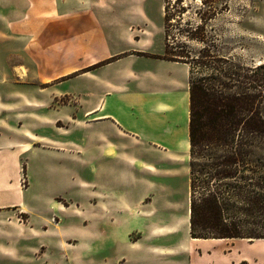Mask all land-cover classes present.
Here are the masks:
<instances>
[{
    "label": "crops",
    "instance_id": "1",
    "mask_svg": "<svg viewBox=\"0 0 264 264\" xmlns=\"http://www.w3.org/2000/svg\"><path fill=\"white\" fill-rule=\"evenodd\" d=\"M142 12L136 0H79L75 10H58L57 0L0 1V264H264V238H193L189 210L183 219L174 211L162 179L189 151V67L150 55L162 44L160 16ZM46 128L59 134L40 133ZM75 132L80 140H67ZM67 162L94 168L95 182H75L98 190L87 211L68 213L122 229L126 251L90 261L10 253L41 235L67 240V204L30 190L33 180L50 187L57 178L67 189ZM149 166L162 179L145 178ZM182 220L189 238L178 239Z\"/></svg>",
    "mask_w": 264,
    "mask_h": 264
},
{
    "label": "rangeland",
    "instance_id": "2",
    "mask_svg": "<svg viewBox=\"0 0 264 264\" xmlns=\"http://www.w3.org/2000/svg\"><path fill=\"white\" fill-rule=\"evenodd\" d=\"M134 1L129 0L131 3ZM136 2L145 5V12L142 13L151 16L153 20L156 15L160 16L156 25L161 26L162 44L151 47L148 51L150 55L172 58L174 53L182 52L180 54L188 57L189 80L190 78L196 80L207 77L211 73L209 67L211 64L231 66L239 78L251 73L259 76L264 74V68L257 71L250 69L264 63V0H136ZM57 3L58 10H75L79 7V0H57ZM121 3L119 4L122 5ZM164 5H166L168 13L166 23L163 20ZM159 6L162 7L160 11L157 9ZM153 28L155 29V25ZM15 88L25 91L24 89L27 87L23 85L15 86ZM15 88L9 87L8 89L12 91ZM41 113L54 116L60 112L57 114L53 111ZM67 125L68 129H73L71 124ZM40 133L59 134L52 128L40 130ZM67 140L78 142L79 134L77 132L68 133ZM188 159V155L178 159L179 171L171 175L173 179L170 178V180L154 175L156 171L153 166L145 168L149 173V175L145 174V178L152 181L155 178L162 179V186H165L167 191L173 195L172 200L178 202V208L174 211L181 219L189 210ZM173 165L175 162L169 163V166ZM78 178L95 182L94 168L73 167L67 162V189L64 184L58 181V178L50 187L33 180V186L30 188L33 192L48 191L53 193L52 199L55 205L57 203L67 204V221L63 223L66 225L67 222V240L59 239L55 235L52 237L41 235L38 240L31 243L34 246L15 247L10 253L45 256L79 255L82 259L90 261L98 260L103 256L119 255L126 251L123 246L125 238L122 229L114 232L111 229H101L97 227L93 218H87L80 211L75 215L68 213L71 210L70 206L87 211L89 208L86 197L90 196L92 192L98 191L95 184L87 188L80 187L75 182ZM147 184L148 187L145 191L148 193L147 198L151 199L150 192L154 189V184ZM88 212L90 211L88 210ZM184 227L185 224L182 220L177 235L178 239L189 238L188 233L185 234ZM42 234L45 233L42 232ZM139 235V231H133L130 237L136 238ZM73 239H78L75 245H68L67 242Z\"/></svg>",
    "mask_w": 264,
    "mask_h": 264
},
{
    "label": "trees",
    "instance_id": "3",
    "mask_svg": "<svg viewBox=\"0 0 264 264\" xmlns=\"http://www.w3.org/2000/svg\"><path fill=\"white\" fill-rule=\"evenodd\" d=\"M180 53L163 58L189 63ZM209 67L189 80V235L264 238V74Z\"/></svg>",
    "mask_w": 264,
    "mask_h": 264
}]
</instances>
